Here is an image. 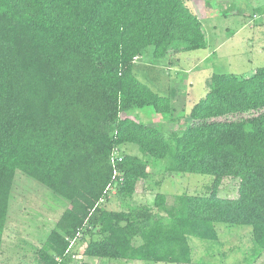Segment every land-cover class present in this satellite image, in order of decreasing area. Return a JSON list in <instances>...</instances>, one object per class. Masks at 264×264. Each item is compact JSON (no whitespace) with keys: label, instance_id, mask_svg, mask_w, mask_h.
<instances>
[{"label":"trees","instance_id":"obj_1","mask_svg":"<svg viewBox=\"0 0 264 264\" xmlns=\"http://www.w3.org/2000/svg\"><path fill=\"white\" fill-rule=\"evenodd\" d=\"M207 45L186 0H0V252L18 170L69 203L39 264H68L76 241L99 258L190 263V236L217 240V222L251 226L256 249H264V66L248 76L213 72L191 123L170 135L121 117L149 107L156 118L174 119L176 89L164 96L140 80L136 57L150 46L161 61L174 48ZM126 144L168 159L171 174L211 175L210 193L180 194L172 205L157 193V212L108 209L110 156ZM122 154L114 182L131 198L151 176L149 161ZM227 178L235 197L218 195Z\"/></svg>","mask_w":264,"mask_h":264},{"label":"rangeland","instance_id":"obj_2","mask_svg":"<svg viewBox=\"0 0 264 264\" xmlns=\"http://www.w3.org/2000/svg\"><path fill=\"white\" fill-rule=\"evenodd\" d=\"M203 23L208 45L205 48L182 51L172 49L161 61L151 58L150 46L134 60V73L161 95L175 88L173 120L155 118L149 107L121 113L147 124H155L168 135L191 123L190 111L208 91V79L213 72L248 76L264 66V0H186ZM191 100V101H190ZM184 113V118H175ZM244 115L243 117H247ZM233 116L230 119H239ZM124 153L136 154L149 161L151 176L140 180L131 198H122L118 184L113 182L103 203L108 209H127L130 205H147L157 212L154 201L157 193L167 196L172 205L177 195L204 194L211 191L213 177L201 173H169L168 159L144 155L135 144L121 147ZM227 178L218 195L237 196L236 186ZM228 181V182H227ZM67 199L28 176L16 172L7 228L0 252V264H39V249L51 229L68 206ZM217 240L190 236L192 261L185 264H264V249L257 250L251 226L217 222ZM90 240L95 234H80ZM85 244L76 241L75 255L68 264H151L142 260H123L94 257L83 253ZM158 264H178L162 262Z\"/></svg>","mask_w":264,"mask_h":264},{"label":"built area","instance_id":"obj_3","mask_svg":"<svg viewBox=\"0 0 264 264\" xmlns=\"http://www.w3.org/2000/svg\"><path fill=\"white\" fill-rule=\"evenodd\" d=\"M122 159H123L122 149L120 147H115L111 156H110L111 163L114 167L113 182H114V180H117V176L119 175V170H118L117 166H118L119 162L122 161ZM111 186H112V184H110V187Z\"/></svg>","mask_w":264,"mask_h":264},{"label":"crops","instance_id":"obj_4","mask_svg":"<svg viewBox=\"0 0 264 264\" xmlns=\"http://www.w3.org/2000/svg\"><path fill=\"white\" fill-rule=\"evenodd\" d=\"M191 101V100H190ZM156 118V117H155Z\"/></svg>","mask_w":264,"mask_h":264}]
</instances>
